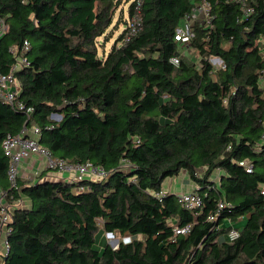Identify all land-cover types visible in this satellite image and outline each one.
<instances>
[{
    "label": "trees",
    "instance_id": "16d2710c",
    "mask_svg": "<svg viewBox=\"0 0 264 264\" xmlns=\"http://www.w3.org/2000/svg\"><path fill=\"white\" fill-rule=\"evenodd\" d=\"M203 2L209 15L195 20L187 44L197 61L182 54L175 32ZM138 5L137 32L127 25L100 54L115 0H0L8 24L0 72L28 41V65L14 74L17 99L32 109L0 100V212L3 192L12 208L1 264H264V0H132L129 17ZM32 126L55 157L91 162L104 176L19 178L11 187L2 142ZM182 170L199 207L173 192L158 196ZM22 198L31 206L16 204ZM234 228L239 236L229 240ZM101 231L118 235V245L98 246Z\"/></svg>",
    "mask_w": 264,
    "mask_h": 264
},
{
    "label": "built area",
    "instance_id": "2783aa9c",
    "mask_svg": "<svg viewBox=\"0 0 264 264\" xmlns=\"http://www.w3.org/2000/svg\"><path fill=\"white\" fill-rule=\"evenodd\" d=\"M210 6L208 3L203 2L201 4H197L192 8V11L189 15H187L184 19H182L181 23L177 26L175 32V39L178 43L182 45L189 44L195 32L193 30V23L196 19L200 17L201 14L209 15ZM140 5L136 8V13L130 17L128 26L130 28V34H135L141 25V15H140ZM8 24L4 18L0 19V39L7 32ZM28 41L24 42V45L21 49H17L14 47L12 49L13 53L16 56V62L14 63L11 71L9 73H1L0 72V100L6 102L18 109L26 110L28 114L31 112V108L26 109L24 104L20 102L17 97L20 93V84L15 76V71L28 65V59L26 57V52L29 50ZM171 61L176 66L179 65V59L177 57H172ZM52 118H56L52 114ZM41 131L37 126H32L30 128H24L19 134L16 135H7L3 142L2 148L4 154L7 156L9 160V169H8V181L11 187L18 186V180L20 178V164L23 159L29 157L31 154H39L43 156L45 159V166L47 170L65 172L75 170V174L73 178H62L63 181H74L78 182L82 179L89 177V175L104 176V170L93 165L91 162H85L82 164H71L66 160L55 157L48 147L44 146L40 142ZM241 164H245L241 162ZM247 171H252V165L246 164ZM166 193L165 190H161L158 193L159 198ZM264 194V190L262 192ZM6 193L3 192L1 196V204L2 209L0 212V223L2 226V230L5 232V238L2 241V249L0 250V256L3 258L8 254L9 242L7 240V234L9 229L7 227V223L11 219L12 208L5 201ZM178 201L182 204V206L186 208H195L202 205V196L196 191L192 190L188 193H179ZM222 206V205H221ZM210 219H214V216H210ZM1 230V231H2ZM190 230V225L180 227H175L176 234H183ZM239 236V231L237 229H232L227 235L229 240H234ZM106 237L110 242H114L112 246L116 247L120 241V237L113 232H106ZM124 242H130L132 237L130 235H126L123 238Z\"/></svg>",
    "mask_w": 264,
    "mask_h": 264
},
{
    "label": "crops",
    "instance_id": "0c3cea01",
    "mask_svg": "<svg viewBox=\"0 0 264 264\" xmlns=\"http://www.w3.org/2000/svg\"><path fill=\"white\" fill-rule=\"evenodd\" d=\"M75 174V170L71 171H65V172H58V171H51L47 170L45 166V159L43 156H40L39 154H31L29 157L23 159V161L20 164V180L26 181V183H35L38 180L44 181V180H62V178H73ZM181 177L180 181L174 180L170 177L171 180L168 181L164 186L166 191L173 192L176 194H179L183 191H192L195 190L197 185L194 183L186 170H182L177 177ZM88 178L99 180L101 177H97L94 175H89ZM16 204H19L21 207H29L31 206V202L27 198H22L17 202ZM5 238V232L2 230L0 232V250L2 249V241ZM106 237V234L104 236ZM107 241L108 238L106 239ZM100 243H103V239L100 240ZM110 243V241H109ZM114 245V244H111ZM3 258L0 256V264L2 263Z\"/></svg>",
    "mask_w": 264,
    "mask_h": 264
},
{
    "label": "rangeland",
    "instance_id": "374dc122",
    "mask_svg": "<svg viewBox=\"0 0 264 264\" xmlns=\"http://www.w3.org/2000/svg\"><path fill=\"white\" fill-rule=\"evenodd\" d=\"M132 0H115L116 2V7H115V15H114V20H113V24H112V28L113 31L112 32H108V39L105 40V36H102L99 38L100 43L99 44V53L102 54L103 52L107 53L112 45L117 41V38L119 37V35L126 29L128 23H129V13H128V9H129V5L130 2ZM200 17H203V14L200 15ZM199 17V18H200ZM128 21V22H127ZM264 41V38H263ZM181 52L183 55H185L187 57V59H195V60H199V54L198 52L191 47L190 45H181ZM209 61L215 66V67H220L222 64V61L219 57L217 56H210L209 57ZM57 120L60 119L59 116H56ZM178 175L174 176V180L180 181L181 177H177ZM214 177L218 176V173H214L213 175ZM171 178L168 177L164 180L163 185H162V190H165V184L170 181ZM166 191V190H165ZM167 192V191H166ZM190 191H183L180 193H188ZM104 234L103 231L98 232V234L96 235V240H97V245L100 247H103L104 244L109 243V241H106V239L104 238ZM103 239L104 243L101 245L100 240ZM114 242H110V244H113Z\"/></svg>",
    "mask_w": 264,
    "mask_h": 264
},
{
    "label": "water",
    "instance_id": "95a60500",
    "mask_svg": "<svg viewBox=\"0 0 264 264\" xmlns=\"http://www.w3.org/2000/svg\"><path fill=\"white\" fill-rule=\"evenodd\" d=\"M53 116H54V117H56V116H59V117H60V115H59V114H57V113H54V114H53Z\"/></svg>",
    "mask_w": 264,
    "mask_h": 264
}]
</instances>
